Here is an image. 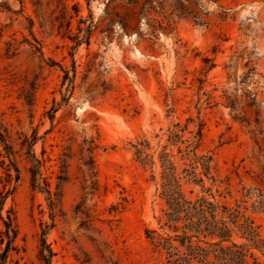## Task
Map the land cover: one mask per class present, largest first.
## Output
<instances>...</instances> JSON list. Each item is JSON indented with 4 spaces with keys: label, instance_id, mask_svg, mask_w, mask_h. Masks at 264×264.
Here are the masks:
<instances>
[{
    "label": "rangeland",
    "instance_id": "obj_1",
    "mask_svg": "<svg viewBox=\"0 0 264 264\" xmlns=\"http://www.w3.org/2000/svg\"><path fill=\"white\" fill-rule=\"evenodd\" d=\"M0 133L11 264H165L167 173L264 264V0H0Z\"/></svg>",
    "mask_w": 264,
    "mask_h": 264
},
{
    "label": "trees",
    "instance_id": "obj_2",
    "mask_svg": "<svg viewBox=\"0 0 264 264\" xmlns=\"http://www.w3.org/2000/svg\"><path fill=\"white\" fill-rule=\"evenodd\" d=\"M88 35L87 29L82 37H76V45L83 40L86 42ZM66 82L68 86L65 90L70 91L72 79L64 70L61 85ZM0 143L4 145L6 154L11 155L12 147L1 133ZM12 161L18 178V169ZM256 177L264 183V167ZM164 178L166 186L163 187V194L170 211L162 225L169 228L171 233L150 238L156 242L159 251L165 252V264H259L253 253L249 252L247 244L231 239L232 233L238 232L252 246H261L257 245L259 234L252 219L239 209V205L230 207L205 197L187 198L175 189L178 185L172 174L167 173ZM3 224L4 228L0 230V264H11V255L19 250L16 244L17 230L10 217L3 220Z\"/></svg>",
    "mask_w": 264,
    "mask_h": 264
}]
</instances>
